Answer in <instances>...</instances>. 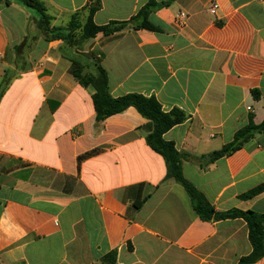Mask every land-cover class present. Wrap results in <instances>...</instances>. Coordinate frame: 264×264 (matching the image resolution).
<instances>
[{"label":"crops","instance_id":"1","mask_svg":"<svg viewBox=\"0 0 264 264\" xmlns=\"http://www.w3.org/2000/svg\"><path fill=\"white\" fill-rule=\"evenodd\" d=\"M40 1L54 27L88 15L89 0ZM148 1L99 0L92 21L128 22ZM148 21L158 31L127 24L71 46L0 0V264H237L251 253L244 220H203L167 178L146 142L150 120L130 107L96 122L94 90L74 80L70 58L99 64L113 98L181 111L162 138L187 156L184 179L216 212L264 215V132L208 160L264 122V0H173Z\"/></svg>","mask_w":264,"mask_h":264},{"label":"trees","instance_id":"2","mask_svg":"<svg viewBox=\"0 0 264 264\" xmlns=\"http://www.w3.org/2000/svg\"><path fill=\"white\" fill-rule=\"evenodd\" d=\"M22 5L32 9L37 14V26L49 39L61 38L71 46H76L84 40L95 37L98 33L110 35L124 28L127 24H133L135 27L147 30L158 31L149 21V15L169 4L167 2L157 4L155 0H149L138 13L128 22H112L108 25L97 26L93 23L92 17L99 9V0H89L86 6L88 12L84 24L80 23L79 13L71 16L68 25L65 28L54 27L51 24V17L47 14L44 4L40 0H16ZM72 64L71 74L74 80L82 87H92V103L96 114V122L100 123L106 118L121 113L127 108L133 107L140 115L151 121L153 131L147 135L146 142L148 146L160 154L167 166V178L173 179L180 184L190 196L193 208L203 220H224V219H242L246 222L248 228V239L251 245V253L241 258L237 264H254L264 257V215L252 211L230 210L227 212H216L203 198V196L189 183L182 175V162L187 158L185 154L177 152L172 143L166 142L163 134L175 125L185 120L184 114L179 110H173L170 113H164L161 106L154 98H146L137 94H128L122 97L113 98L109 94L108 80L104 69L95 63H92V71H88L87 65H83L78 58H70ZM6 85V83L4 84ZM4 85H0V95L3 92ZM264 132V122L260 125H249L237 131L233 141L220 150L211 153L208 156L210 162L227 156L238 150L245 142L254 137L257 133ZM261 191L256 189L245 195L246 198L255 196ZM136 208L140 206L137 203Z\"/></svg>","mask_w":264,"mask_h":264},{"label":"built area","instance_id":"3","mask_svg":"<svg viewBox=\"0 0 264 264\" xmlns=\"http://www.w3.org/2000/svg\"><path fill=\"white\" fill-rule=\"evenodd\" d=\"M216 9V5L213 4L212 8L210 9L211 13H214V10ZM185 19L186 16L183 13H179L176 18H175V23L179 26V27H183L185 24Z\"/></svg>","mask_w":264,"mask_h":264}]
</instances>
